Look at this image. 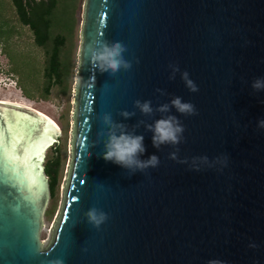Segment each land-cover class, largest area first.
Segmentation results:
<instances>
[{
  "label": "water",
  "instance_id": "water-1",
  "mask_svg": "<svg viewBox=\"0 0 264 264\" xmlns=\"http://www.w3.org/2000/svg\"><path fill=\"white\" fill-rule=\"evenodd\" d=\"M80 18L68 162L44 242L43 153L58 135L0 104L9 145L12 113L24 114L33 138L52 134L28 143L34 183L0 147V264H264V88L252 87L264 82V0H83ZM104 42H121L131 67L101 73L91 50ZM176 97L196 114L178 112ZM106 113L143 136L139 159L156 155L157 167L131 172L102 158ZM170 116L184 128L180 142L154 147L149 126ZM93 207L107 215L99 228L86 216Z\"/></svg>",
  "mask_w": 264,
  "mask_h": 264
},
{
  "label": "trees",
  "instance_id": "trees-1",
  "mask_svg": "<svg viewBox=\"0 0 264 264\" xmlns=\"http://www.w3.org/2000/svg\"><path fill=\"white\" fill-rule=\"evenodd\" d=\"M67 3L69 0H0V56L6 61L5 76L15 79L17 90L28 102L67 96L80 0H71L68 23L61 28L59 12L62 14ZM19 30L28 34V46L19 45ZM61 142L60 138L46 150L42 163L48 190L46 219L54 211L61 178Z\"/></svg>",
  "mask_w": 264,
  "mask_h": 264
},
{
  "label": "clouds",
  "instance_id": "clouds-1",
  "mask_svg": "<svg viewBox=\"0 0 264 264\" xmlns=\"http://www.w3.org/2000/svg\"><path fill=\"white\" fill-rule=\"evenodd\" d=\"M125 51L126 47L121 42H115L111 46L107 42H104L100 47L91 50V61L101 73L111 70V73L114 74L121 68L127 70L131 67V64L122 56V53ZM174 71H178V69H174ZM183 79L191 92L198 91V87L194 82L188 79L187 72L183 73ZM252 87L255 90H260L264 88V82L261 79H257L253 82ZM135 104L143 113L148 114L152 112L149 101L141 103L137 100ZM171 104L181 114H196L194 105L188 102H181V98L179 97L174 98ZM158 110L161 112L168 111V105H163ZM122 115L128 117L130 114L124 112ZM102 121L108 126L107 140L104 144L105 150L102 155V158L106 162H112L122 168L129 169L131 172H135L136 170L143 171L149 167L155 168L159 165L160 161L156 155L150 156L147 160L139 159V156L145 151L143 136L132 135L123 131L124 125L113 123L110 114H104ZM258 126L264 128V121H260ZM149 127L154 133L152 137L153 146L157 148L162 144H178L184 131L183 126L174 116L157 120L154 126ZM117 129H121V131L117 133ZM170 158L176 159V154L171 153ZM86 216L88 221L97 228L107 219V215L102 211H98L95 207L91 208L86 213ZM56 264H62V261L58 260ZM209 264H221V262L210 261Z\"/></svg>",
  "mask_w": 264,
  "mask_h": 264
},
{
  "label": "rangeland",
  "instance_id": "rangeland-1",
  "mask_svg": "<svg viewBox=\"0 0 264 264\" xmlns=\"http://www.w3.org/2000/svg\"><path fill=\"white\" fill-rule=\"evenodd\" d=\"M70 3H71V0H69V4L67 3L66 7L63 8L62 14L59 12L60 18L62 20L60 21L61 28L64 27V23L65 24L68 23ZM82 5H83V0H80L79 12H78L79 23L76 29L74 46L72 50V57H71L72 68H71L67 96L55 97L52 95L49 101H46V102H41V101L28 102L24 100L15 86V79H12L9 76H5V70H7L6 61L4 58L0 56V72H1L0 73V99L16 101L18 103L31 106L38 112L42 113L44 116L50 119V121H52V123L55 126L54 129L56 130L57 135H58L57 140L61 138V141H62L61 142L62 143V147H61L62 171H61V178H60L57 193H56L55 208L49 219H46L44 214L42 216L40 235H39L40 242H43L46 240L48 230L57 213L59 203H60L61 187H62V183L64 180L65 171H66L67 162H68L70 115H71V109H72L71 98H72V91H73V85H74V79H75L74 71H75L76 62H77V50H78V44H79L78 33H79V26H80V20H81L80 16L82 13ZM66 8L67 10H65ZM27 36L28 34H26L23 30H19V37L17 38L19 45H22V43H24L25 46L29 45V40ZM46 152L47 151L43 153V157L45 156ZM47 207H48V202L46 204L45 210Z\"/></svg>",
  "mask_w": 264,
  "mask_h": 264
},
{
  "label": "snow or ice",
  "instance_id": "snow-or-ice-1",
  "mask_svg": "<svg viewBox=\"0 0 264 264\" xmlns=\"http://www.w3.org/2000/svg\"><path fill=\"white\" fill-rule=\"evenodd\" d=\"M12 117L15 118L14 123L10 129L11 136V145L7 142V137L3 135L4 128L0 125V147H3L7 150V156L9 159H17L20 163L27 169L26 174L30 177L31 181L35 182V174L33 169L35 165L31 164V150L28 147V143L33 139H41L43 136H51V133H45L43 129H40V135L33 138L30 133L32 131L31 126L28 123H25L27 118L22 113H12ZM23 141V144L21 142ZM20 145L23 151V155L17 154V146Z\"/></svg>",
  "mask_w": 264,
  "mask_h": 264
},
{
  "label": "bare ground",
  "instance_id": "bare-ground-1",
  "mask_svg": "<svg viewBox=\"0 0 264 264\" xmlns=\"http://www.w3.org/2000/svg\"><path fill=\"white\" fill-rule=\"evenodd\" d=\"M0 104H8V105H13V106H16V107H19V108H22V109H25V110H28L36 115H38L39 117H41L42 119H44L47 123H49L52 128L54 129V124L52 123V121H50V119H48L46 116H44L42 113L38 112L37 110H35L34 108H32L31 106H28V105H25V104H22V103H18L16 101H10V100H6V99H0ZM55 130V129H54ZM56 132V130H55ZM57 133V132H56ZM44 242V241H43Z\"/></svg>",
  "mask_w": 264,
  "mask_h": 264
}]
</instances>
